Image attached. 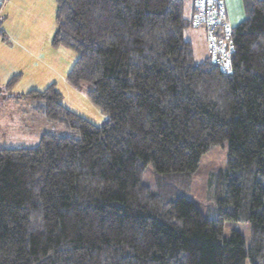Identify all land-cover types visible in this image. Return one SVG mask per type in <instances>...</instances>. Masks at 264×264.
Wrapping results in <instances>:
<instances>
[{
    "label": "trees",
    "instance_id": "trees-1",
    "mask_svg": "<svg viewBox=\"0 0 264 264\" xmlns=\"http://www.w3.org/2000/svg\"><path fill=\"white\" fill-rule=\"evenodd\" d=\"M190 1L186 17L184 0H55L52 45L76 53L67 79L107 119L68 110L53 84L12 96L78 135L0 146V264H264V0H242L226 70L194 63ZM224 141L216 218L142 182L149 164L194 172ZM225 221L249 223L248 244Z\"/></svg>",
    "mask_w": 264,
    "mask_h": 264
},
{
    "label": "rangeland",
    "instance_id": "rangeland-1",
    "mask_svg": "<svg viewBox=\"0 0 264 264\" xmlns=\"http://www.w3.org/2000/svg\"><path fill=\"white\" fill-rule=\"evenodd\" d=\"M236 3L238 13L243 12L242 3L240 6L237 0ZM55 10V0H8L4 7L0 18V146L34 147L44 132L78 135L64 122L48 121L42 114L30 110V100L12 97L30 89L42 90L53 84L61 95V104L68 110L95 125L107 119V115L87 96L90 85L73 86L67 79L77 55L70 48L52 45ZM190 12L191 1L184 0L185 16L190 17ZM228 20L231 26L240 21L230 17ZM184 36L192 43L195 64L205 58V42L210 58L207 30L189 27ZM8 82H11L9 90L6 88ZM9 95L10 99H7ZM227 155L228 143L224 141L202 154L194 172L161 175L149 164L143 171L142 182L165 199L186 196L202 214L216 218L212 178L217 170L225 167ZM249 230V223L242 221H225L223 225L224 236L238 231L246 244L250 238Z\"/></svg>",
    "mask_w": 264,
    "mask_h": 264
},
{
    "label": "built area",
    "instance_id": "built-area-1",
    "mask_svg": "<svg viewBox=\"0 0 264 264\" xmlns=\"http://www.w3.org/2000/svg\"><path fill=\"white\" fill-rule=\"evenodd\" d=\"M8 0H0V18ZM195 14L191 24L195 28L207 30L210 59L223 70L230 66L231 26L225 18L226 7L223 0H192Z\"/></svg>",
    "mask_w": 264,
    "mask_h": 264
},
{
    "label": "crops",
    "instance_id": "crops-1",
    "mask_svg": "<svg viewBox=\"0 0 264 264\" xmlns=\"http://www.w3.org/2000/svg\"><path fill=\"white\" fill-rule=\"evenodd\" d=\"M238 1V3H239V6H240V4L242 3V5H243V1L242 0H237ZM224 2H225V7H226V19L228 20V18L230 17V19L231 18H233V19H235L236 20V22L237 21H239L240 19H241V17L243 16V12H244V16H245V10L242 12V10H241V12L240 13H238V11H237V3H236V0H224ZM243 7H244V5H243ZM3 13H4V11H3ZM243 16V17H244ZM229 21V20H228ZM241 21V20H240ZM239 21V22H240ZM238 22V23H239ZM237 23V24H238ZM232 26H235V25H232ZM206 41V40H205ZM203 50H204V53H205V58L208 56V52H207V45H206V42L204 43V48H203ZM194 52V51H193ZM7 99H10V95H9V98H7ZM30 110H32L33 111V109H32V104H30V108H29Z\"/></svg>",
    "mask_w": 264,
    "mask_h": 264
}]
</instances>
